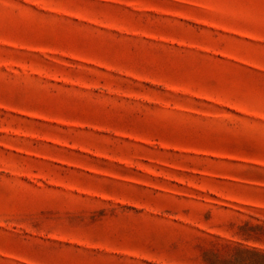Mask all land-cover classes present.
<instances>
[{
	"label": "rangeland",
	"instance_id": "374dc122",
	"mask_svg": "<svg viewBox=\"0 0 264 264\" xmlns=\"http://www.w3.org/2000/svg\"><path fill=\"white\" fill-rule=\"evenodd\" d=\"M0 264H264V0H0Z\"/></svg>",
	"mask_w": 264,
	"mask_h": 264
}]
</instances>
